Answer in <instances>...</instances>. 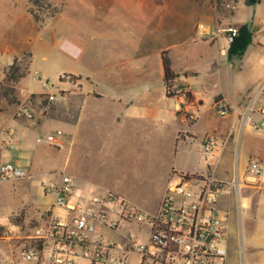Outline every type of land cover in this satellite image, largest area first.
<instances>
[{
    "label": "crops",
    "instance_id": "1",
    "mask_svg": "<svg viewBox=\"0 0 264 264\" xmlns=\"http://www.w3.org/2000/svg\"><path fill=\"white\" fill-rule=\"evenodd\" d=\"M194 1L196 3L192 4V0L187 3L182 0H136L134 4L119 6L117 16L110 22L111 29L108 28L101 34L103 57L102 62L97 63L101 65L103 78L118 93L111 98L107 97L111 103L109 102L106 110H100L93 103L94 100L106 98L92 88L97 79L94 78L93 81V78L88 79L79 72L68 73L80 77L67 82L70 88H75L70 89L65 109L67 124L63 122L66 125L64 130L69 135L70 176L75 180L76 188L78 184L90 181L85 174L92 170L89 156L91 150L106 149L108 142L104 139L108 140L115 133L122 134L131 132L130 130L135 133L141 127L156 128L162 123V120L157 119L160 107L155 101L156 94L164 99L174 100V109L171 111L179 122L174 135L175 145L178 142L186 144L195 162L180 170L172 167L166 172L164 192L154 211L157 210L174 174H214L228 181H238L239 193L228 190L219 200L226 223V264H264V171L260 177L246 173L250 161L260 163L264 169V131L262 135L253 131L251 115L246 123L240 113L227 117L218 115L213 104L218 96H222L240 111H245L249 97L240 94L239 99L232 102L220 79V63L211 51L207 57L197 55L196 59H189L187 51L184 50L189 43L190 34L195 33L194 36L200 35L213 51L216 43L217 55L228 58L227 38L225 34H217L218 29L228 27L223 24L225 19H230L232 24H246L241 21L247 14L254 21L253 29L264 31V0L255 4H248L246 0H234L238 7L231 15L221 12L222 0ZM236 15L237 19L234 18ZM128 19L131 22L126 23ZM209 37L214 39L213 43L206 40ZM163 51H168L171 68L177 75L174 83L187 87L191 92V98L186 99V103L177 99L179 97H170L165 93L161 59ZM207 74L209 77L203 92L211 96L213 101L204 109L205 100L196 79ZM182 76L184 80H181ZM164 99L165 105L167 103ZM35 114V119L29 120L25 116L15 117L14 113H0V164L25 166L30 177L34 176L33 172L35 175L47 173H39L37 169L51 162L43 158L45 149L36 143V137L49 133L60 122L44 125L40 113ZM200 124H203V130L199 128ZM90 129L104 132L106 138L102 144L92 147L88 141ZM180 136L183 137L180 139ZM207 140L213 143L210 153L203 149ZM212 157L214 159L211 161ZM210 161L213 163L210 164ZM26 179L9 181L12 193L7 203L8 208L0 210V264L7 259V264H24L18 255L30 242V235L22 232V224H25L31 214L29 209H33V206L43 208L40 212L35 211L40 213V218L37 217L38 225L43 222L53 203L49 196L45 204H40L37 201L38 194L48 197L42 192L41 182H33V191H30L28 185L22 182ZM46 179L43 178L42 181ZM89 187L90 185L85 184L82 189H92L96 193L113 191L135 204L117 187Z\"/></svg>",
    "mask_w": 264,
    "mask_h": 264
},
{
    "label": "rangeland",
    "instance_id": "2",
    "mask_svg": "<svg viewBox=\"0 0 264 264\" xmlns=\"http://www.w3.org/2000/svg\"><path fill=\"white\" fill-rule=\"evenodd\" d=\"M135 1L0 0V94L2 95L0 113H14L15 117L25 116L29 120H34L35 113H40L44 125L60 121L49 133L36 137V143L45 149L43 158L51 162L37 169L39 173L47 172L42 173L43 176L35 175L33 172L34 176L22 180L30 191H33V182H41L42 185L43 178H55L60 174L70 175L69 135L67 130H64L65 123L67 124L65 109H67L70 89L75 88L69 87L67 82L70 83V79L64 75L69 72H79L88 79L93 78V81L94 78L97 79L98 81L93 83V90L106 96L104 99L93 101L100 110H106L109 106L111 100H107V97L111 98L118 94L103 78L101 65L97 64L102 62L103 57L101 34L108 28L111 29L110 22L117 16L120 5L134 4ZM182 1L191 2V0ZM191 3L196 2L192 0ZM221 3L222 13L231 15L236 12L238 6L234 0H222ZM236 17L237 15L234 18ZM127 22H131V19L126 20ZM241 22L250 26L254 44L248 47L240 59L218 56L216 43L213 51L203 42L200 35L194 36L195 33L190 34L189 43L184 50L187 51L189 59H196L197 55L204 57L209 51L214 57L216 56L221 66L220 79L230 99L235 103L240 94L249 97L245 108L247 107L248 113L253 117L251 120L253 131L262 135L264 130L260 128V123L264 116L260 114V108L264 101V31H255L252 27L254 21L247 14ZM223 24L228 27L223 30L218 29L217 34H225L226 37L228 28L238 26L230 23V19H225ZM206 40L210 43L214 42L211 37ZM221 41L223 42L222 37ZM15 60L16 65L20 67L19 73H25V76L11 85L12 83L7 81V73ZM204 76L197 78L196 81L199 91L203 93L204 109H206L213 100L203 92L209 75ZM184 79L182 76L181 80ZM7 86L12 87V90L6 88ZM4 93L7 96H4ZM172 94L171 92L169 95ZM163 99L164 97L156 94L155 101L160 107L157 119L162 120H159L162 125H157L156 128L141 127L135 133L132 130L122 134L115 133L108 140L104 139L106 138L104 132L89 130L88 141L92 147L102 144L103 139L108 142V147L103 150H91L89 156L92 170L85 174L91 180L78 184L79 190H83L85 184L90 185L89 188L117 187L143 211L155 210L164 192L166 172L168 173L172 167L180 170L195 162L186 144L178 142L177 146L175 145L174 135L179 127V122L171 111L174 109L175 101L165 98L167 104L164 105ZM177 99L186 103L185 98ZM223 101L229 103L222 96H218L213 103L214 107ZM203 127V124H200V130H203ZM49 135L58 138L61 145L37 142L39 137ZM213 159L214 157L210 158L211 161ZM211 161L210 164L213 163ZM197 185L199 182L193 180L189 188L196 190ZM11 193V182L0 183V210L8 208L7 203ZM49 198V196L37 195V201L42 205ZM40 209L43 208L33 206V209H29L31 214L28 215L25 224H22V232L27 235L32 234L38 223L37 219L40 218V213L37 214L35 211L40 212ZM135 230L134 225L123 227V231ZM239 241L241 244V237ZM239 257L241 260V252ZM7 262L8 259L3 261V264Z\"/></svg>",
    "mask_w": 264,
    "mask_h": 264
},
{
    "label": "built area",
    "instance_id": "3",
    "mask_svg": "<svg viewBox=\"0 0 264 264\" xmlns=\"http://www.w3.org/2000/svg\"><path fill=\"white\" fill-rule=\"evenodd\" d=\"M236 34V28H228L229 45ZM187 90L173 84L169 93ZM215 108L221 117L240 113L244 123L250 120L247 107L240 111L223 101ZM260 111L264 116V101ZM260 128L264 130V119ZM37 142L61 145L52 135ZM203 149L210 153L213 143L205 141ZM263 171L256 161L246 167V173L256 177ZM28 177L25 166L0 164V183ZM193 180L199 182L196 190L189 188ZM239 187L238 181L214 174H174L157 210L145 212L116 192L79 190L70 175L60 174L42 181V192L53 203L28 237L19 260L24 264H226V223L219 200L228 190L238 194ZM132 225L135 231H123Z\"/></svg>",
    "mask_w": 264,
    "mask_h": 264
},
{
    "label": "trees",
    "instance_id": "4",
    "mask_svg": "<svg viewBox=\"0 0 264 264\" xmlns=\"http://www.w3.org/2000/svg\"><path fill=\"white\" fill-rule=\"evenodd\" d=\"M260 0H246L248 4H255L259 2ZM237 34L233 37L232 42L229 45L228 49V58L229 59H240L244 56L245 52L247 51L248 47L252 44L253 40V32L249 25L242 24L238 25L236 27ZM162 59V66L164 71V84L166 89L167 96L170 97H181L182 94H185L186 99L191 98V92L190 90H187L185 92H182L181 94H172L169 95L170 87L175 84L174 81L177 77V75L174 73V71L171 68V60L168 55V51H163L161 54ZM20 67L16 65V60L10 65L8 73H7V81L11 82L13 85L14 83L18 82L21 78L25 76V73H19ZM64 77L69 78L72 81L78 80L80 77H76L74 75L65 74ZM181 87V86H180ZM6 88H9L12 90V87L7 86ZM183 88V87H182ZM4 96H7L6 93L3 94ZM2 95L0 94V98ZM20 221V219H17Z\"/></svg>",
    "mask_w": 264,
    "mask_h": 264
}]
</instances>
